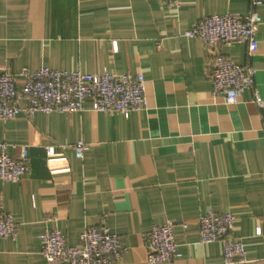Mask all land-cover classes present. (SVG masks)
I'll use <instances>...</instances> for the list:
<instances>
[{"label":"crops","instance_id":"0c3cea01","mask_svg":"<svg viewBox=\"0 0 264 264\" xmlns=\"http://www.w3.org/2000/svg\"><path fill=\"white\" fill-rule=\"evenodd\" d=\"M0 0V71L47 65L62 70L143 72L148 106L128 116L95 112H23L0 120L8 152L27 147L30 169L0 180V211L19 225L0 237V264L48 262L46 229L77 244L90 225L107 226L128 251L119 264H153L146 233L175 221V264H223V241L201 243L209 210L237 217L234 238L248 260L264 264V3L257 41L221 50L254 67L237 103L213 93L214 51L185 31L206 14L246 15L250 0ZM19 85L22 78L19 77ZM79 140L89 144L76 154ZM55 146L49 155L47 148Z\"/></svg>","mask_w":264,"mask_h":264},{"label":"built area","instance_id":"2783aa9c","mask_svg":"<svg viewBox=\"0 0 264 264\" xmlns=\"http://www.w3.org/2000/svg\"><path fill=\"white\" fill-rule=\"evenodd\" d=\"M179 8L180 0H168ZM252 9L243 15L239 12L211 13L195 21L186 31L188 37H198L214 51L210 77L213 93L223 95L226 103L234 104L243 91L254 84L255 69L226 56L222 48L234 42L247 43L250 50L257 41L262 17L259 6L264 0H250ZM19 77L22 84L19 85ZM261 106L264 101L257 100ZM129 115L148 106L146 79L143 72L116 73L104 68L88 73L81 70H62L47 65L37 69L24 67L18 73L9 67L0 71V120L23 112L34 115L45 113H73L85 109ZM264 130V122L262 124ZM8 142L0 139V180L20 181L30 169V153L23 147L18 153L8 152ZM89 144L79 140L76 154L82 158ZM47 153L53 155L55 146ZM237 217L231 211L209 210L199 218L201 243L223 241V264L248 260L241 239L232 236ZM175 221L154 225L145 235L148 259L153 264H175L179 256L174 232ZM19 225L10 212L0 211V237L17 238ZM42 254L48 262L68 261L70 264H119L128 251L123 237L107 226H87L79 243L69 244L59 228L46 229L42 236Z\"/></svg>","mask_w":264,"mask_h":264}]
</instances>
